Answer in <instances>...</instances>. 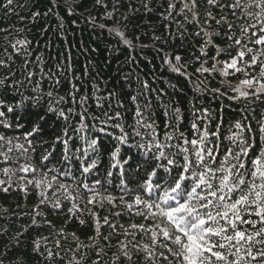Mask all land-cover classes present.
I'll return each instance as SVG.
<instances>
[{"label":"snow or ice","instance_id":"6c2138e0","mask_svg":"<svg viewBox=\"0 0 264 264\" xmlns=\"http://www.w3.org/2000/svg\"><path fill=\"white\" fill-rule=\"evenodd\" d=\"M49 2L52 7L45 16L59 7L56 0ZM150 2L143 0L146 12L152 11ZM15 3L3 0L0 10L13 12ZM40 15L32 13L33 18ZM160 16L176 24L181 39L190 35L198 41L190 57L164 56L167 70L192 82L197 93L239 106L234 114L240 118L228 121L229 135L222 136L221 129L230 108L197 107L201 95L190 102L193 119L188 131L181 130L179 107L165 111L161 132L139 104L133 124L126 125L119 111L104 110L91 117L95 123L89 130L84 122L89 98L77 101L75 85L69 95L84 111L65 110L60 107L65 98H54L49 91L46 114L28 130L21 122L27 117L9 121L4 109L14 114L25 107L20 91L24 81L13 65L15 56L23 58L22 74L31 83V41L8 39L12 29L0 28L6 42L0 58V94L13 95L11 103L0 99V129L23 130L13 135L0 131V192H20L25 201L32 193L36 196L30 209L17 204L20 211L10 214L18 220L28 217L15 233L0 227V237L9 236L5 250H0V264L8 252L21 248L31 229L42 227L52 231L33 238L30 248L18 252L11 264H31L34 256L45 264H264V0H167ZM188 25L195 32L189 33ZM110 32L132 47L124 31ZM57 69L63 74L60 65ZM50 76L54 84L60 83L55 73ZM217 77L220 87H209V78ZM143 87H149L147 82ZM131 99L137 101L136 96ZM39 100L32 97L37 106ZM96 100L103 109L100 98ZM49 113L68 126L44 140ZM73 115L79 116V127L69 123ZM57 144L62 145L58 158ZM101 210L108 214L101 217ZM49 212L65 217L66 224H88L93 234L85 242L75 232L57 228ZM125 218L129 222H119ZM69 236L75 247L65 248Z\"/></svg>","mask_w":264,"mask_h":264},{"label":"trees","instance_id":"16d2710c","mask_svg":"<svg viewBox=\"0 0 264 264\" xmlns=\"http://www.w3.org/2000/svg\"><path fill=\"white\" fill-rule=\"evenodd\" d=\"M56 2L59 7L54 8L53 13L47 16L43 14L52 7L49 0H16L13 12L0 10V28L12 29L8 39L26 38L31 41L28 45L30 54L27 56L29 61L27 70L34 73L31 83L26 81L22 74L24 59L19 56L14 57L16 63L13 68L17 78L24 81L20 91L26 99L25 107L15 109L14 114H9L4 109L9 121H14L17 117H27L21 122L26 123L27 129L30 130L39 121L40 116L46 114L45 109L51 99L46 95L49 91L53 92L54 98L60 96L65 98L67 102L60 105L65 110L74 107L76 112L84 111L79 104L72 103V96L69 95L73 92L72 86L75 85L76 90L73 95L77 101L81 96L89 98L85 106L87 112L84 121L89 125V130L95 123L91 117L101 115L104 110L119 111L126 125L133 124V114L137 104L146 116L152 115L161 132L166 119L165 111L170 112L172 108L179 107L182 116L181 130H189L193 119L190 102L201 94L195 91L192 82L170 73L162 58L171 54L190 57L195 52L194 45L198 41L190 35L181 39L176 24L161 18L160 12L167 6V0H151L152 11L150 12H146L143 8V0H101L100 4H97L96 0H67V3L65 0H56ZM69 8L72 14L69 13ZM34 12H39L41 15L33 18ZM108 13L112 14L111 17ZM177 19L182 18L177 17ZM113 28L125 32L128 40L131 41V48L125 46L115 33L110 32ZM195 30L193 25L187 26L189 33ZM5 46V33L0 32V58ZM9 52H11L10 48ZM196 55L199 53L196 52ZM37 57L40 58V62H37ZM57 65L64 70L63 74L57 69ZM192 71L193 68L190 67L189 72ZM50 73L59 76L58 85L54 84ZM218 79L219 77L216 80L209 78V87H220L217 83ZM145 82L149 86L147 89L143 87ZM34 96L40 97L39 106L32 101ZM132 96L137 97L135 103L131 99ZM97 97L104 105L103 109L96 106ZM12 98L13 95L9 92L0 94V99L6 102L11 103ZM17 99H19L18 96ZM195 102L197 107L203 105L213 110H216L220 104L230 108V111L225 113L227 120L221 129L222 136L229 135L228 121L240 118L234 114L239 111V106L228 100L217 101L213 100L210 94H203L201 99ZM121 103L123 107H118ZM47 119L48 124L44 125V140L53 139L54 135L60 134L61 129L68 126L62 120L57 121V117L50 113L47 114ZM79 119V116L73 115L69 123L79 127ZM215 123L216 121H213V128ZM0 131H7L13 135L20 134L23 130L17 129L15 133L12 130L0 129ZM39 139L40 137H37V140ZM223 143L226 145L228 142L224 140ZM61 148L62 145H56L57 158ZM39 157L40 149L37 150L36 160H39ZM35 203L34 193L25 201L20 192L10 194L0 192V217L10 216L8 219L0 218V227H9L10 233H15L17 228L28 221V217L18 220L10 214L13 211H20L16 208L17 204H20L22 208L26 205L30 209ZM3 209H8V212H3ZM107 214L105 211H100L101 217ZM47 215L57 228L64 227L69 234L75 232L85 242L87 237L93 234L88 224L83 226L76 222L66 224V218L63 216H56L50 212ZM119 222L129 221L125 218ZM136 222H140L138 218ZM51 231L47 227L31 229L24 237L21 248L8 252L4 264L15 261L18 258L17 253L23 248H30L33 238L48 236ZM102 231L105 235L107 234L106 229ZM8 239L9 236L0 237V250H5L4 244ZM64 247H75L70 236L64 243ZM31 264H45V262L41 257L34 256ZM55 264H62V262L57 261Z\"/></svg>","mask_w":264,"mask_h":264}]
</instances>
